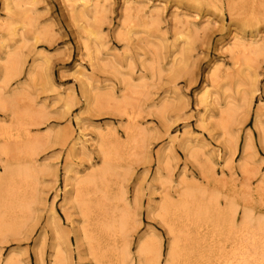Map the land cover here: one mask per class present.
Here are the masks:
<instances>
[{"label":"rangeland","instance_id":"1","mask_svg":"<svg viewBox=\"0 0 264 264\" xmlns=\"http://www.w3.org/2000/svg\"><path fill=\"white\" fill-rule=\"evenodd\" d=\"M78 1L73 6V0H0V85L2 61L16 52L25 63L23 75L8 85L7 93L22 91L12 103L21 114L41 111L46 118L42 126H24L20 134L26 131L37 140L51 133L30 160L48 169L38 187L41 201L34 206L38 225L26 242L17 243L10 235L7 243L0 242L3 257L25 251L34 264L32 250L44 232V259L50 264L49 227L55 218L70 237L72 264H94L87 247L76 243L81 217L71 201L72 184L91 164H100L99 135L115 131L123 142L129 125L144 133L143 150L118 152L124 159L120 167L129 169L127 196L132 200L137 194L140 205L139 227L131 235L134 255L138 240L155 234L165 256L172 237L157 216L158 207L182 174L221 196L248 185L253 200L247 199V205L255 216H264V198L252 193L264 178V151L259 144V128L264 126V0H99L105 5L101 13L90 8L77 19L84 10ZM22 15L30 17L29 27L22 25ZM8 26L15 28V35L8 34ZM89 30L96 31L91 42ZM237 39L245 46L255 43L252 48L259 53L235 52ZM33 65L36 76L29 81ZM125 84L138 88L137 93L126 90ZM252 87L257 93L250 115L245 117L239 110L235 116L232 130H238V149L230 157L218 127L220 114L229 103L240 104ZM83 89L91 96L101 94L108 102L91 105ZM122 99L118 108L113 100ZM166 103L169 107L161 115L158 108ZM256 113L261 115L260 126L254 120ZM10 115L0 111V123L9 124ZM126 115L134 118L132 124ZM247 133L257 151L253 158L257 174L252 179L237 167L243 161ZM197 149L213 163L216 187L203 180L190 158ZM225 162H232L231 167Z\"/></svg>","mask_w":264,"mask_h":264},{"label":"bare ground","instance_id":"2","mask_svg":"<svg viewBox=\"0 0 264 264\" xmlns=\"http://www.w3.org/2000/svg\"><path fill=\"white\" fill-rule=\"evenodd\" d=\"M77 1L73 0L72 5H77ZM110 1L102 0V3ZM78 2L84 10L77 14V19L87 15V9L92 8L95 14H99L105 8L99 0ZM29 19V16L22 15V25L28 26ZM7 32L15 35L16 30L8 26ZM86 32L91 42V36H95L96 31ZM238 42L234 44L235 52L256 54L260 51L252 48L255 45L253 42L248 46ZM85 50L91 54L87 43ZM24 65L15 52L8 53L1 66L0 111L11 114L9 124L0 123V242L4 243H7L8 235L14 237L13 241L17 243L31 239L38 225L33 217L34 206L41 201L38 187L48 170L44 164L38 165L30 160L36 158L48 143L51 133H45L37 140L30 139L26 131L24 135L20 134L24 126H42L46 120L44 114L41 111L33 115L27 112L21 114L12 103L22 91L13 95L7 93L8 85L23 75ZM36 69L37 66L33 65L28 72L29 81L35 78ZM251 84L254 86L252 82ZM125 89L134 93L138 91V88L129 84H125ZM256 93V88L252 87L242 95L240 104L229 103L221 111L218 127L226 137L230 157L235 156L238 149V130H232L235 116L239 110L245 117L250 115ZM83 94L93 106L108 102L101 94L91 96L85 89ZM204 101L207 103V99ZM113 102L119 108L124 101ZM168 107L167 103L159 106L158 113L162 115ZM254 116L256 125L260 126L261 115L256 113ZM128 119L132 124L134 118L129 116ZM241 124L239 122L237 126ZM129 126L125 130L123 142L115 131L99 135L100 164H91L85 171L86 174L76 176L72 184L74 194L71 201L81 217L80 240L76 237V243L80 242L87 247L94 264H162V260H165L163 264H264V216H255L247 205V199L251 197L249 186L239 189L233 187L228 195L221 196L218 192L208 191L195 179L186 180L184 174L179 178L172 194H165L158 207L157 216L167 229L168 236L172 237L165 256L162 242L155 234L139 239L135 255L132 253L131 235L139 227L137 218L140 205L137 194L132 200L127 196L125 184L129 169L120 167L124 159L118 152L127 151L124 149L133 153L141 151L144 133L135 125ZM12 129H16V132ZM259 131V144L264 151V126ZM256 152L254 140L247 133L242 148L243 161L237 166L241 175L247 179L256 177L257 166L253 162ZM190 158L200 169L203 180L212 182L216 187L218 181L213 163L205 159L198 149L190 152ZM231 163L225 162L226 167H231ZM221 174L223 175V171ZM259 183L252 193L261 199L264 198L263 177L259 179ZM252 200L253 198L248 203ZM56 222L55 218L51 219L49 227L53 239L50 264H72L70 237ZM40 234L35 249L32 250L34 264H46L43 253L46 237L44 232ZM29 261L31 263L28 252H15L3 257L0 249V264H30Z\"/></svg>","mask_w":264,"mask_h":264}]
</instances>
